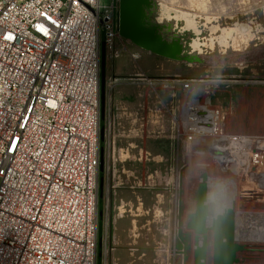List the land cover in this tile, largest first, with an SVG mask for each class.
I'll list each match as a JSON object with an SVG mask.
<instances>
[{
  "label": "built area",
  "instance_id": "obj_1",
  "mask_svg": "<svg viewBox=\"0 0 264 264\" xmlns=\"http://www.w3.org/2000/svg\"><path fill=\"white\" fill-rule=\"evenodd\" d=\"M117 3L0 0V264H98L101 40L104 31L114 52L122 39ZM133 58L136 85L169 96L158 105L170 128L159 135L178 155L210 156L217 168L228 156L229 175L259 185L264 137L227 134L208 81L151 77ZM141 121L164 124L155 113ZM114 131L109 116L104 136ZM219 192L208 183L211 208Z\"/></svg>",
  "mask_w": 264,
  "mask_h": 264
},
{
  "label": "rangeland",
  "instance_id": "obj_2",
  "mask_svg": "<svg viewBox=\"0 0 264 264\" xmlns=\"http://www.w3.org/2000/svg\"><path fill=\"white\" fill-rule=\"evenodd\" d=\"M110 1L102 0L104 4ZM146 4L158 32L165 39L180 38L185 52L180 60L159 57L122 36L114 52L106 48L102 131L109 116L115 131L101 139L104 161L100 172L98 264H154V260L155 264H183L171 255L169 240L180 197L176 180L184 182V202L190 210L195 205L191 195L207 174L209 185L220 191L219 196H211L214 210L217 204L228 208L232 198L236 213H264V177L259 185L241 182L227 173L234 163L228 156H221L219 168L210 156L183 160L165 135H159L170 128V113L158 105L169 96L136 85L133 58L142 55L140 68L151 77L208 81L214 104L227 112L226 133L264 137V0H145ZM118 14L119 0L116 19ZM190 21L198 33L189 27ZM238 24L248 25L253 35L245 51L233 47L236 34L227 39V46L217 42L222 30L235 29ZM213 28L219 30L213 32ZM195 42L200 44L199 60L188 62ZM179 104L183 99L175 101V107ZM153 112L162 116L163 130L157 124V129H152L153 122L150 127L143 125L141 120ZM152 130H156L155 136L147 137ZM147 220H152L151 230L144 228ZM251 220L237 218V239L245 247L238 255L239 264H264V247L248 243L252 239L249 229L264 230V220ZM148 240L153 243L149 254L140 249ZM142 252H147V257L139 261Z\"/></svg>",
  "mask_w": 264,
  "mask_h": 264
},
{
  "label": "water",
  "instance_id": "obj_3",
  "mask_svg": "<svg viewBox=\"0 0 264 264\" xmlns=\"http://www.w3.org/2000/svg\"><path fill=\"white\" fill-rule=\"evenodd\" d=\"M143 3L145 0L120 1V25L118 27L120 35L131 40L138 48L146 52L167 59L180 60L177 58L179 53L175 46L166 47L156 32L145 30L141 26L139 21L142 17L141 5ZM105 65L106 43L104 31H102V109L106 94ZM101 137L104 138L103 131ZM103 161L102 158L101 168ZM208 183L209 177L203 174L200 184L191 195V200L195 204V212L186 215L184 182L183 180L180 182L177 219L173 220L174 229L169 235L171 255L183 260V264H189L192 259L194 264H239L238 255L245 251V247L239 244L237 239L235 206H230L221 213H213L208 203Z\"/></svg>",
  "mask_w": 264,
  "mask_h": 264
},
{
  "label": "bare ground",
  "instance_id": "obj_4",
  "mask_svg": "<svg viewBox=\"0 0 264 264\" xmlns=\"http://www.w3.org/2000/svg\"><path fill=\"white\" fill-rule=\"evenodd\" d=\"M199 3V2H198ZM193 6V5H192ZM202 9V8H201ZM198 10V9H197ZM189 27H192L197 33L199 32V30L197 29V26L195 25L194 22L190 21L189 23ZM219 30V28H213L212 31L213 32H217ZM223 31V32H222ZM221 32L223 33L221 38L218 37L217 42H219L222 45L227 46V39H232L233 35L236 34L237 37H235L233 39L234 41V45L233 47L237 50V51H243L248 43L250 42V40H252L253 35L250 32V27L248 25H240L238 24L236 26L235 29H225L222 30ZM158 37L163 41L164 45L166 47H170V46H175V48L178 49V53L179 55H182L184 52V42L180 39V38H169V39H165L164 37H162L161 33H157ZM216 40V39H215ZM214 43H212L213 45ZM193 50L194 52L191 53L188 57L186 61H192V60H199V56L201 54V49H200V44L198 42H195L193 45ZM245 51V50H244ZM207 85H210V83H207ZM234 164V163H233ZM229 172V171H228ZM264 177V175L260 178H258V181H260L262 178ZM177 185H180V180H176ZM260 184V183H259ZM224 191H221L220 194H223ZM231 202L230 206H234L232 205V198L229 200ZM225 209V205H221V204H217L215 205V211L217 213L222 212ZM236 216L238 218V220H244V219H258V220H264V213H259V214H249V213H236ZM252 221V220H251ZM264 224V223H263ZM249 233L251 236V240H249V244H256L257 246L260 247H264V230H253V228L249 229ZM247 254V253H246Z\"/></svg>",
  "mask_w": 264,
  "mask_h": 264
},
{
  "label": "crops",
  "instance_id": "obj_5",
  "mask_svg": "<svg viewBox=\"0 0 264 264\" xmlns=\"http://www.w3.org/2000/svg\"><path fill=\"white\" fill-rule=\"evenodd\" d=\"M141 55V54H140ZM143 56H145V55H143ZM141 58H142V55H141ZM146 59L148 58V57H145ZM130 71H132V70H130ZM174 210H175V216L177 217V212H178V205L176 204V206H175V208H174ZM137 211H139V208H138V210ZM212 211H213V213H215V210L212 208ZM195 212V205H194V207L190 210V209H188L187 208V210H186V215H190V214H193ZM149 215V214H148ZM143 217V216H142ZM145 217V216H144ZM153 218H154V220H153V223H155V221H156V219H157V213L156 212H154L153 213ZM152 220H147V222H146V225L144 226V228H148L149 230H151L150 228V224L152 223L151 222ZM148 242L149 243H146V244H143V247L142 248H140V249H142V250H144V251H148V254L150 253V250H151V245L153 246V243L151 244V242L148 240ZM152 250H153V247H152ZM155 256H156V253H155ZM147 257V252H142L141 253V256L139 255V261H142L143 260V258H146ZM154 264L156 263V260H154V262H153ZM144 264H146V262H144Z\"/></svg>",
  "mask_w": 264,
  "mask_h": 264
},
{
  "label": "flooded vegetation",
  "instance_id": "obj_6",
  "mask_svg": "<svg viewBox=\"0 0 264 264\" xmlns=\"http://www.w3.org/2000/svg\"><path fill=\"white\" fill-rule=\"evenodd\" d=\"M120 1L121 0H119V14H118V18H117V23H118V27H119V25H120ZM150 8V5H148V4H146L145 5V3H143L142 5H141V11H142V17H141V19H140V24H141V26L145 29V30H150V31H153V32H157V33H159L158 32V28L157 27H155V24H154V22H152L150 19H149V17H148V14H147V11H148V9ZM163 37V36H162ZM131 41V40H130ZM132 42V41H131ZM133 43V42H132ZM134 44V43H133ZM135 45V44H134ZM136 47H137V45H135ZM140 49V48H139ZM144 51V50H143ZM185 52V51H184ZM183 52V53H184ZM183 55V54H182ZM182 55H179L177 58H179V59H181V56ZM157 56V55H156ZM160 57V56H159Z\"/></svg>",
  "mask_w": 264,
  "mask_h": 264
},
{
  "label": "snow or ice",
  "instance_id": "obj_7",
  "mask_svg": "<svg viewBox=\"0 0 264 264\" xmlns=\"http://www.w3.org/2000/svg\"><path fill=\"white\" fill-rule=\"evenodd\" d=\"M7 38H8V39H11L12 37H11V36H8Z\"/></svg>",
  "mask_w": 264,
  "mask_h": 264
}]
</instances>
